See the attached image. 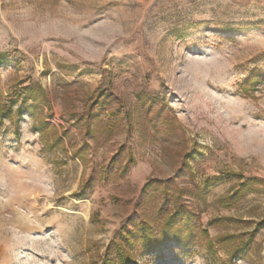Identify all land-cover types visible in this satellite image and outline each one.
<instances>
[{
	"label": "rangeland",
	"instance_id": "rangeland-1",
	"mask_svg": "<svg viewBox=\"0 0 264 264\" xmlns=\"http://www.w3.org/2000/svg\"><path fill=\"white\" fill-rule=\"evenodd\" d=\"M0 264H264V0H0Z\"/></svg>",
	"mask_w": 264,
	"mask_h": 264
},
{
	"label": "trees",
	"instance_id": "trees-1",
	"mask_svg": "<svg viewBox=\"0 0 264 264\" xmlns=\"http://www.w3.org/2000/svg\"><path fill=\"white\" fill-rule=\"evenodd\" d=\"M176 224H171V227H173L172 229L173 230H177V231H180L182 230V226L178 225L177 227H175Z\"/></svg>",
	"mask_w": 264,
	"mask_h": 264
}]
</instances>
